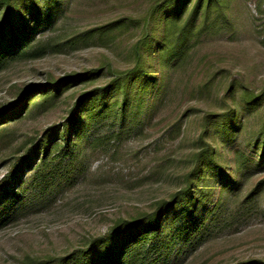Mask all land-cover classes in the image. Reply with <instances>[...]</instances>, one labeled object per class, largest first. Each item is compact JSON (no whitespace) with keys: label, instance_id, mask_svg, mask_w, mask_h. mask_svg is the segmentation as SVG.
Segmentation results:
<instances>
[{"label":"trees","instance_id":"16d2710c","mask_svg":"<svg viewBox=\"0 0 264 264\" xmlns=\"http://www.w3.org/2000/svg\"><path fill=\"white\" fill-rule=\"evenodd\" d=\"M72 1L0 0V72L12 63L57 52L61 44L37 35L53 32ZM228 12L227 0H153L140 22L120 20L95 36L87 32L82 42L106 43L130 27L138 31L127 55L131 65L123 71L108 68L115 78L106 87L75 96L59 125L28 139L12 155L0 179V230L55 203L83 180L91 157L122 141L123 129L98 132L110 107L117 106L120 116L134 109L135 118L143 110L141 123L131 130L149 125L174 95L177 74L189 65L193 49L217 26L226 27ZM96 75L90 72L88 78ZM86 79L87 74H73L48 85L28 86L13 103L2 106L0 153L14 140L13 127L51 110L71 85ZM201 84V94H208L210 84ZM226 96L234 100V90ZM262 102L264 93L244 88L235 107L230 103L220 115L206 113L193 138L190 167L173 193L117 219L69 255L27 264H183L218 237L235 234L255 218L264 219V109L256 112ZM255 115L259 125L252 136L246 127ZM256 175L263 178L251 186Z\"/></svg>","mask_w":264,"mask_h":264},{"label":"rangeland","instance_id":"374dc122","mask_svg":"<svg viewBox=\"0 0 264 264\" xmlns=\"http://www.w3.org/2000/svg\"><path fill=\"white\" fill-rule=\"evenodd\" d=\"M72 2L70 12L53 32L45 30L37 35L61 44L57 52L12 63L0 72V108L13 103L28 86L48 85L73 74H87V79L71 85L64 99L51 110L13 127L14 140L0 153V179L25 141L62 122L75 96L106 87L115 78L108 68L123 71L131 65L127 55L138 31L130 27L114 40L110 36L106 43L96 39L82 42L83 36L87 32L95 36L115 21L140 22L153 0ZM227 2L229 23L221 30L217 26L193 49L189 65L177 74L174 95L150 124L139 132V127L131 130L141 123L143 110L135 118L134 109L120 116L117 106L110 107L98 132L123 129L122 141L109 144L103 153L91 157L83 180L55 203L0 230V264H27L28 260L69 255L105 233L117 219L133 216L164 199L180 186V177L190 167L193 138L206 113L220 115L230 103L235 107L244 88L256 95L264 93V0ZM96 71L95 77L88 78ZM201 83L210 84L208 94L199 91ZM230 88L235 101L229 96L224 99ZM111 103L112 99L108 105ZM263 109L264 102L256 112ZM256 116L249 118L248 135L257 131ZM261 178L256 175L249 184ZM254 261L264 264L262 218L251 220L233 235L218 237L183 264Z\"/></svg>","mask_w":264,"mask_h":264}]
</instances>
